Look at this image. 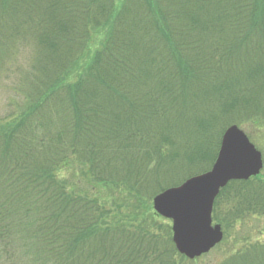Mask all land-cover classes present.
<instances>
[{
    "label": "trees",
    "instance_id": "obj_1",
    "mask_svg": "<svg viewBox=\"0 0 264 264\" xmlns=\"http://www.w3.org/2000/svg\"><path fill=\"white\" fill-rule=\"evenodd\" d=\"M6 94L0 264H181L153 211L150 230L102 226L106 204L68 193L55 172L76 163L143 202L197 175L178 178L184 169L208 171L228 126L264 124V0H0ZM254 215L264 216L260 175L228 183L213 204L226 229ZM222 264H264V244Z\"/></svg>",
    "mask_w": 264,
    "mask_h": 264
},
{
    "label": "water",
    "instance_id": "obj_2",
    "mask_svg": "<svg viewBox=\"0 0 264 264\" xmlns=\"http://www.w3.org/2000/svg\"><path fill=\"white\" fill-rule=\"evenodd\" d=\"M261 153L236 125L223 133L211 169L169 188L152 199L153 211L171 221L172 242L189 260L207 254L223 238L221 226L212 223L219 192L232 181H247L260 174Z\"/></svg>",
    "mask_w": 264,
    "mask_h": 264
},
{
    "label": "rangeland",
    "instance_id": "obj_3",
    "mask_svg": "<svg viewBox=\"0 0 264 264\" xmlns=\"http://www.w3.org/2000/svg\"><path fill=\"white\" fill-rule=\"evenodd\" d=\"M106 36L107 33L104 29L100 30V32L91 34L89 41L90 48L88 47L90 53L86 54L87 59L91 57L92 53H95V51L101 48ZM70 75L73 76L74 74L70 73ZM70 75L68 76V81L71 78ZM76 77H74L72 81H74ZM7 95L8 94H6V96ZM6 96L0 95V117L2 118H4L8 112H11L12 108L10 107V103H14L15 101L14 98H11L10 94ZM240 129H242L245 134H249L252 137L254 142L251 140V143L261 151L264 158V124L260 126L244 124L240 126ZM207 165L208 163L206 162L184 169L180 172L178 178L185 175L198 174ZM89 176V170L76 163H71L55 172L56 179L66 187L68 193H73L74 196L87 195L89 199L96 200L100 205L106 204V211H104V216L100 220V225L110 227L117 223L125 224L128 221H132V224H135L134 226L144 222V225L148 227L149 230L152 229V223L149 220L150 211H153L152 199L150 201L143 199V202H141L140 199L135 196L134 192L127 193L126 191L129 190L121 186L112 188L111 186H104V184H96ZM260 177L264 180V167ZM78 183L83 184L78 185ZM109 192L113 194L111 197L108 195ZM116 198H122L123 201L116 202ZM122 217H126V221H120L119 219H122ZM170 225L171 222L169 221L157 219L155 229H158V226L161 228L168 226L170 228ZM221 228L223 239L215 248L209 253L194 260L181 261V264H222L232 254L264 244V216H248L240 222H236L229 229H226L225 226H221Z\"/></svg>",
    "mask_w": 264,
    "mask_h": 264
}]
</instances>
